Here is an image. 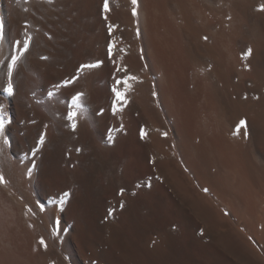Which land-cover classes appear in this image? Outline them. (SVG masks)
<instances>
[{"label": "bare ground", "instance_id": "obj_1", "mask_svg": "<svg viewBox=\"0 0 264 264\" xmlns=\"http://www.w3.org/2000/svg\"><path fill=\"white\" fill-rule=\"evenodd\" d=\"M107 5L0 0V264H264V0Z\"/></svg>", "mask_w": 264, "mask_h": 264}, {"label": "snow or ice", "instance_id": "obj_2", "mask_svg": "<svg viewBox=\"0 0 264 264\" xmlns=\"http://www.w3.org/2000/svg\"><path fill=\"white\" fill-rule=\"evenodd\" d=\"M132 3L135 4V3H136V0H132ZM107 7H108V5H107V0H105V9H106V10H107ZM262 7H264V6H262ZM133 14H135V9H133ZM250 53H251V50L249 49V51H248V53H246V55H248V54H250ZM6 91L9 93V95H11V93H12V86H11V84H9L8 88L6 89ZM118 95H119V94H118ZM78 99H79L78 96L73 97V102H74V103H77V102H78ZM0 110H2V106H0ZM73 115H74V113H73ZM5 122H6V121H5L4 117H3V116H0V130L3 129ZM240 124H241V125H244L245 122H244V121H241ZM41 139H43V138H41ZM41 243H42V244L44 243L43 240H41Z\"/></svg>", "mask_w": 264, "mask_h": 264}]
</instances>
